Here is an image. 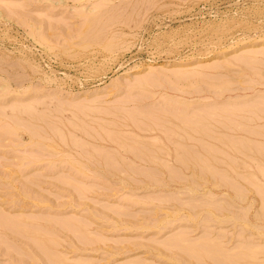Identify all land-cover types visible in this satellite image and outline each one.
<instances>
[{
    "label": "rangeland",
    "instance_id": "1",
    "mask_svg": "<svg viewBox=\"0 0 264 264\" xmlns=\"http://www.w3.org/2000/svg\"><path fill=\"white\" fill-rule=\"evenodd\" d=\"M0 264H264V0H0Z\"/></svg>",
    "mask_w": 264,
    "mask_h": 264
}]
</instances>
